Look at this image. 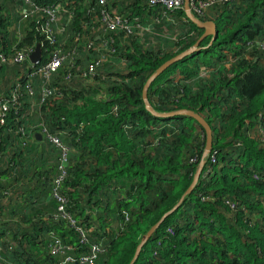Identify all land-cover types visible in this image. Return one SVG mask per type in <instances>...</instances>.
Here are the masks:
<instances>
[{"label": "trees", "instance_id": "16d2710c", "mask_svg": "<svg viewBox=\"0 0 264 264\" xmlns=\"http://www.w3.org/2000/svg\"><path fill=\"white\" fill-rule=\"evenodd\" d=\"M32 1L60 4L55 19L29 13L23 0H0V45L9 54L13 43L28 47L30 56L41 39L34 28L48 23L60 28L49 47L64 61L47 78L35 73L43 54L38 63L0 65V101L8 104L0 124V264H60L57 240L65 256H87L96 246L93 264H129L177 204L133 264H264V0H216L202 15L193 11L215 23V35L147 90L154 112L189 109L212 130L188 193L204 127L188 115L153 114L142 89L204 29L183 8L106 0L130 30L105 36L114 53L89 51L85 13H98L97 0Z\"/></svg>", "mask_w": 264, "mask_h": 264}, {"label": "built area", "instance_id": "2783aa9c", "mask_svg": "<svg viewBox=\"0 0 264 264\" xmlns=\"http://www.w3.org/2000/svg\"><path fill=\"white\" fill-rule=\"evenodd\" d=\"M70 1V0H69ZM73 1V0H71ZM83 3H86L89 0H79ZM98 13H94L93 7L88 8L85 13V16H89V21L91 23L89 31L87 33L86 43L87 50H99L102 53H114L115 48L113 47V42L111 37L106 38L110 32L114 31H128L130 30V25L128 23V18L123 17L115 11H111L107 8L106 0H97ZM216 0H189L190 9L193 12H196L199 15H202L207 7H209ZM26 4L31 6L29 13L36 11L37 15H45L49 20H54L57 12L59 11V5L56 4H43L38 6L32 0H23ZM147 6L153 8L155 6H161L164 11H174L176 9L183 8V0H146ZM22 17L26 18L28 10L24 8L22 11ZM137 20V18H134ZM36 27V26H35ZM10 31L15 30V26L12 25L9 27ZM34 31L41 35V39L38 42L41 48V56L45 55L43 61L35 68V73L42 75L47 78L51 72H54L64 61V55L60 49L51 50L49 44H53L55 35L60 33V28L57 27L52 29L48 23L42 27L34 28ZM96 31L97 33H94ZM89 36H92L89 38ZM32 48V47H30ZM9 50V49H8ZM30 50L27 48L17 47L16 43H13V46L10 48L9 52H6L3 46L0 45V65L1 64H12L15 62H21L29 57ZM38 60L36 63H38ZM99 62V59H96L94 62L88 65V72L93 74L95 71V66ZM31 93V92H30ZM8 111V104L6 101H0V124L4 123L6 113ZM55 141L56 139L53 138ZM212 161L214 159L212 158ZM61 209V207H60ZM53 251L59 255H63L64 259L61 263L65 262H76V263H87L93 264L94 262V252L98 250V247H93V252L87 256H81L74 258L72 256H65V250L60 245V242L57 240L52 244ZM0 258H2L0 254ZM60 263V264H61Z\"/></svg>", "mask_w": 264, "mask_h": 264}, {"label": "water", "instance_id": "95a60500", "mask_svg": "<svg viewBox=\"0 0 264 264\" xmlns=\"http://www.w3.org/2000/svg\"><path fill=\"white\" fill-rule=\"evenodd\" d=\"M183 10L185 11V14L187 16V18L189 20H191L193 23H195L199 28L204 29L203 33L200 35V37L195 41V43L193 44L192 47L188 48L187 50L171 57L170 59L166 60L164 63H162L146 80L143 89H142V97L144 99V103L146 105V108L152 112L153 114H156L158 116H174V115H178V114H183V115H188L192 118H194L200 125H202L204 127L205 133H206V145H205V149H204V153L202 155L200 164H199V168L197 170V172L194 175V178L192 180V183L190 184V186L188 187V189L186 190V193L190 192L193 187L195 186L200 172L202 170L203 164H204V157L205 155L209 152L210 148H211V144H212V130L208 124V122L199 114L196 113L192 110L189 109H180L178 111H174V112H169V113H156L154 112L150 105L148 104V96H147V90L150 86V84L152 83V81L164 70L166 69L168 66H170L172 63L180 60L181 58H183L184 56L192 53L196 47L199 45V43L202 41V39L207 36V35H215L216 33V27H215V23L212 20H200L199 18H197L194 13L191 11L190 9V5H189V0H183ZM41 52V48L39 43H37L34 47L33 52L30 54L29 58L32 62H37L40 58V53ZM67 164V162L64 160L62 162V165L65 166ZM183 198V197H182ZM182 198L180 199V201L182 200ZM179 201V202H180ZM178 205V204H177ZM177 205H175L172 209H170L169 211H167L154 225L151 226V228L147 231V233L143 236L142 241L140 242V244L138 245V247L136 248V251L134 253V256L132 258V260L130 261L129 264H133L135 258L137 257V254L139 252V249L141 248V245L151 236V234L158 228V226L160 225V223L165 219V217L172 212Z\"/></svg>", "mask_w": 264, "mask_h": 264}, {"label": "rangeland", "instance_id": "374dc122", "mask_svg": "<svg viewBox=\"0 0 264 264\" xmlns=\"http://www.w3.org/2000/svg\"><path fill=\"white\" fill-rule=\"evenodd\" d=\"M71 222H74V220H73V219H71Z\"/></svg>", "mask_w": 264, "mask_h": 264}]
</instances>
